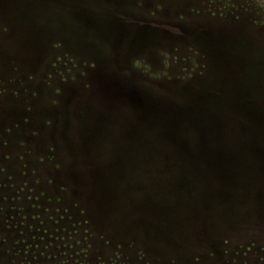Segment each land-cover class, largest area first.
<instances>
[{
    "label": "rangeland",
    "instance_id": "obj_1",
    "mask_svg": "<svg viewBox=\"0 0 264 264\" xmlns=\"http://www.w3.org/2000/svg\"><path fill=\"white\" fill-rule=\"evenodd\" d=\"M0 264H264V0H0Z\"/></svg>",
    "mask_w": 264,
    "mask_h": 264
}]
</instances>
